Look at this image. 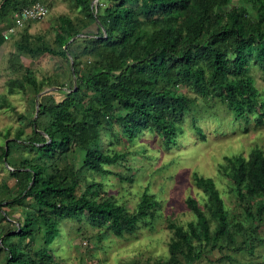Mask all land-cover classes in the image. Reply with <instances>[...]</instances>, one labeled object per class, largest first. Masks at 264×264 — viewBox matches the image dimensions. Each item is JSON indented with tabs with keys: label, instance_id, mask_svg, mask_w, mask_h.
I'll return each mask as SVG.
<instances>
[{
	"label": "trees",
	"instance_id": "1",
	"mask_svg": "<svg viewBox=\"0 0 264 264\" xmlns=\"http://www.w3.org/2000/svg\"><path fill=\"white\" fill-rule=\"evenodd\" d=\"M34 1L0 0V22L11 20L15 11ZM71 1L86 18L74 22L67 15L58 17L57 49L31 46L27 32L17 43L23 52L62 56L76 82L68 89H55L63 94L59 100L38 97L29 133L21 127L2 146L3 162L14 149L21 150L17 163L7 157L8 172L15 179L13 202L33 199L17 227L0 229L2 264H58L49 245L59 236V222L65 218L84 217L106 227L102 236L110 232L119 237L146 222L158 205L146 189L135 209L128 211L110 197L101 198V182L85 183L80 194L77 188L82 169L111 174L103 166L125 156L102 150L105 129L117 127L132 139L151 128L166 141H174L184 115L194 106V98L178 88L219 100L245 124L250 116L255 123L264 120V98L250 72L252 66L264 71V0H113L105 7L97 0L96 11L94 0ZM6 28L0 26V46L6 41ZM73 43L79 51L73 50ZM81 57L87 61L85 67ZM8 65L20 73L8 81V92L29 89L38 94L46 85H62L58 80L38 81L15 54L9 55ZM5 100L1 108L9 105ZM218 170L230 180V190L240 202L261 196L253 210L246 202L245 216L255 226L230 220L214 179L195 173L194 183L207 199L201 206L195 197H186L195 216L187 228L168 222L175 236L167 264H193L202 257L203 246L216 248L221 238L233 242V230L243 231L245 244L246 234L263 221L264 151L255 146L246 156H225Z\"/></svg>",
	"mask_w": 264,
	"mask_h": 264
},
{
	"label": "rangeland",
	"instance_id": "2",
	"mask_svg": "<svg viewBox=\"0 0 264 264\" xmlns=\"http://www.w3.org/2000/svg\"><path fill=\"white\" fill-rule=\"evenodd\" d=\"M34 2L47 6L46 16L39 20L23 21L0 46V105L5 100L3 97L9 103L8 106L0 107V153L2 146H6L7 140L13 138L19 128L23 127L29 133L30 121L38 112L40 99L44 100L47 95L56 100L63 97L58 92L60 89L57 91L52 87H61L64 90L76 82L70 73L71 68L62 56L23 52L18 49L17 43L21 35L27 32L31 46H50L57 49L55 34L59 30L58 17L67 15L77 22L85 19L86 14L71 0ZM112 2L113 0H102L100 3L105 7ZM93 4L96 11L97 0ZM12 25L10 18L0 22V26L7 27L5 31ZM71 46L74 51L80 50L76 43ZM10 54L17 55L24 66L30 67L38 81L52 79L58 80L62 85H46L42 90L45 92L40 96L29 89L8 92V81L20 77V73L14 72L8 65ZM81 61L82 67H85V57H81ZM250 72L255 79L259 96L264 98V71L252 66ZM178 90L193 97L194 106L184 115L179 124L181 133L174 141H166L151 128L143 129L132 139L117 127L113 131L105 129L102 150L108 153L124 152L125 156L114 164L103 166L110 169L113 172L111 174L103 175L82 169L80 185L77 188V193L80 194L85 183L101 182L103 189L98 193L101 198L110 197L128 211L135 209L141 193L146 189L158 201V205L152 209L151 215L145 219L146 222H139L134 233L124 234L122 237L110 232L102 236L106 227L84 217L79 220L62 219L59 222L60 234L49 245L58 264H167L172 252L171 241L175 236L173 229L167 225L168 222L174 221L187 228V223L194 220L195 216L185 203L186 197H195L201 206L207 199L194 183L195 173L214 179L230 220L240 221L243 227L255 226V222L250 223L251 220L245 216V207L246 202L250 201V208L253 210L254 202L261 200V196H251L246 202H240L230 190V180L220 174L218 167L225 156H246L255 146L264 151V120L262 123H255L250 116V123L245 124L236 120L232 110L219 100L198 96L185 86ZM86 105L92 103L87 101ZM20 154L21 150L16 148L9 156H5L4 162L0 160L2 230L17 227L29 209L28 204L33 201L28 197L22 204L13 202L16 196L15 179L8 172L10 166L7 157L17 163L21 158ZM74 155L71 154V159ZM116 174L133 177L131 180L120 179ZM7 201L11 203L8 205ZM214 226L215 223H212L211 228ZM248 233L245 244L242 242L243 231L233 230V242L221 238L216 248L203 246L202 257L193 264H264V219L258 223L254 232ZM258 237L263 240L258 241ZM238 245L242 248L239 249ZM4 255V252L0 253V264L4 261Z\"/></svg>",
	"mask_w": 264,
	"mask_h": 264
},
{
	"label": "built area",
	"instance_id": "3",
	"mask_svg": "<svg viewBox=\"0 0 264 264\" xmlns=\"http://www.w3.org/2000/svg\"><path fill=\"white\" fill-rule=\"evenodd\" d=\"M48 8L45 4L40 2H34L26 5L19 10L15 11L12 15L13 25L10 26L5 32L4 37L8 38L15 30L16 26H19L26 20H39L46 16Z\"/></svg>",
	"mask_w": 264,
	"mask_h": 264
},
{
	"label": "water",
	"instance_id": "4",
	"mask_svg": "<svg viewBox=\"0 0 264 264\" xmlns=\"http://www.w3.org/2000/svg\"><path fill=\"white\" fill-rule=\"evenodd\" d=\"M60 87H52V89H59ZM45 91H41L40 93H38V96L41 95L42 93H44ZM37 103V100H36Z\"/></svg>",
	"mask_w": 264,
	"mask_h": 264
}]
</instances>
